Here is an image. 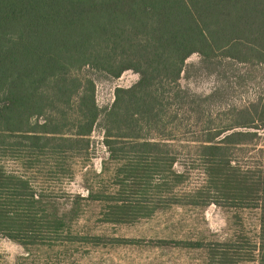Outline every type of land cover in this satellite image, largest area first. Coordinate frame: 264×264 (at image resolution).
Here are the masks:
<instances>
[{"label": "trees", "instance_id": "16d2710c", "mask_svg": "<svg viewBox=\"0 0 264 264\" xmlns=\"http://www.w3.org/2000/svg\"><path fill=\"white\" fill-rule=\"evenodd\" d=\"M126 71L138 81L100 107L98 83ZM205 78L208 93L182 83ZM97 131L114 192L75 200L116 203L112 221L255 210L264 264V0H0L1 236L27 247L66 230L70 196L51 187L74 178Z\"/></svg>", "mask_w": 264, "mask_h": 264}, {"label": "rangeland", "instance_id": "374dc122", "mask_svg": "<svg viewBox=\"0 0 264 264\" xmlns=\"http://www.w3.org/2000/svg\"><path fill=\"white\" fill-rule=\"evenodd\" d=\"M197 61V56L189 60L191 63ZM138 79V74L126 71L117 79L99 82L98 105L102 108L110 106L114 101L116 88H129ZM182 83L201 94L214 88L213 78L182 80ZM254 93L251 89L246 96ZM107 158L100 131H97L89 154L75 164L74 178L51 187L70 196L59 202L61 213L66 215V230L52 232L49 239L27 247L0 235V264H66L65 257L73 248L81 247L80 251L83 248H93L91 242L95 241L96 236L106 244L111 241H127L129 245L126 249L130 252H149L156 248L164 250L168 253V264L260 263L257 249L262 243V237L258 212L255 210L229 208L215 203H202L200 206L175 205L132 209L130 217L112 221L107 216L108 205L116 203L75 200V196L86 198L88 189L114 192L110 180L114 166L110 164L109 171L102 175ZM199 176L197 172L193 173L190 185H196L200 180ZM57 235L58 238L55 237ZM74 235H80L84 237L80 240L88 242L73 244L70 240L75 239Z\"/></svg>", "mask_w": 264, "mask_h": 264}, {"label": "crops", "instance_id": "0c3cea01", "mask_svg": "<svg viewBox=\"0 0 264 264\" xmlns=\"http://www.w3.org/2000/svg\"><path fill=\"white\" fill-rule=\"evenodd\" d=\"M70 240L71 243L84 244L86 240H80L84 238L82 236H73ZM95 241H92L93 248L81 247L73 248L72 252L66 255V264H168L167 252L164 250L151 249L149 252L139 250L138 252H130L127 248L129 244L127 241H111V243H105V241L99 240V236L94 237ZM118 238V236H116ZM125 238H128L127 236ZM139 240V239H135ZM137 243V241H131ZM119 243V244H116ZM120 245V246H116Z\"/></svg>", "mask_w": 264, "mask_h": 264}]
</instances>
